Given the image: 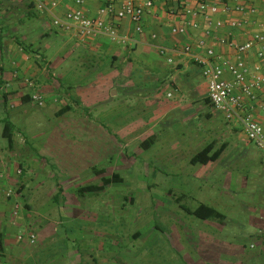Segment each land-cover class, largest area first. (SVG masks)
<instances>
[{
    "label": "rangeland",
    "instance_id": "obj_1",
    "mask_svg": "<svg viewBox=\"0 0 264 264\" xmlns=\"http://www.w3.org/2000/svg\"><path fill=\"white\" fill-rule=\"evenodd\" d=\"M17 16L11 15L12 24ZM59 40L64 41L61 37ZM69 45L61 48L60 44L54 45L50 49L57 58L53 66L60 63L64 74H71ZM81 64L76 63L82 70L78 80L61 79L72 86L80 101L78 105L72 103L70 113L56 119L50 107L33 104L28 106L34 115L29 119L35 122L29 123L27 131L26 125L18 124L22 135L35 147L22 160L35 164L34 173L29 174L33 184H44L35 204L42 205L48 199L45 196L59 195L48 206L53 207V214L45 218H61V225L52 220L44 227L34 228L37 238L29 247L42 251L39 259L50 262L51 249L60 253L68 248L71 264H196V249L202 247L250 251L252 244L256 246L257 241L245 231L255 225H259L258 230L264 229V225L251 218L262 207L259 199L262 191L238 186L247 175L246 161L241 158L232 161L229 155L221 167H227L231 161L237 167L234 165L230 174L216 171L209 176H204L208 166L189 162L190 156L212 140L217 129L227 122L221 113L205 103V78L197 75L183 99L169 79L156 84L153 79L142 81L136 75L132 86L130 83L127 87L119 77L115 78V71L101 69L109 68L106 61ZM44 66L50 70L45 63ZM53 66L50 67L54 71ZM66 99L62 104L69 103ZM177 102L182 106L173 112L178 118L173 120L169 115L154 126L165 109L168 112ZM107 109L115 112L109 113L106 120L101 119ZM207 111L213 113L212 118H206ZM182 116L189 119L186 124L180 122ZM168 121L172 125L167 130L175 135L168 145L159 143L145 151L131 143L152 126L151 132L158 133ZM224 139L221 135L220 141ZM180 150L189 154L180 157L177 153ZM155 153L160 154L159 161ZM241 162L244 168L239 166ZM94 168L106 172L101 175ZM114 173L120 175L121 182L112 183L102 192L84 196L78 193L79 187L100 185ZM235 183L237 190L230 192ZM58 184L63 186L60 192L53 190ZM252 198L254 201H249ZM202 203L217 209L225 220H204L183 208L195 209ZM44 211V208L37 209L30 215L43 218ZM112 245L118 247L114 257H101L96 252L99 246ZM187 253L192 254L190 261L186 260Z\"/></svg>",
    "mask_w": 264,
    "mask_h": 264
},
{
    "label": "crops",
    "instance_id": "obj_2",
    "mask_svg": "<svg viewBox=\"0 0 264 264\" xmlns=\"http://www.w3.org/2000/svg\"><path fill=\"white\" fill-rule=\"evenodd\" d=\"M134 1L137 4H144L147 0ZM151 1L153 2V6L150 10L146 11L140 29L128 18L114 20L119 36L126 40L121 42L119 40L113 41L106 34L83 40L78 37L75 30L71 29V32L56 30L52 26L51 16L39 9L34 0H0V264H71V259L69 258L71 257V250L68 248H64L65 251L60 253H56V250L51 249L50 252L53 254V258L50 262H45L41 258L39 259L41 250L29 247V244H32L31 236L34 235L37 238V232L34 228L37 226L44 227V225L52 220L59 225L62 223L61 218H45V216L53 214V207L48 206L51 201L58 200V194L45 196L48 199L47 201L44 200L42 205L35 204L39 198L38 192L44 188V184H33L34 179L29 174L30 172L34 173L32 171L35 164L27 163L28 159L25 162L22 160L23 156H29L30 151L35 148L31 144L32 142L22 135L18 127L19 123H23L24 126L26 125L25 129L27 131L29 123L35 122V120L32 122L29 119L34 115L28 107L35 104L32 101L34 94L43 95L46 102L45 105L53 110V117L61 119L72 111V103L78 105L80 102L74 94L72 86L68 85V82H61V79L67 81L71 77V79L78 80L82 74L81 69L83 65L81 63L84 64V62L85 64L92 62L94 65L103 60L108 62L109 68L101 69L105 72L115 71V78L119 77L123 85L127 87L130 83L132 86V80H135L137 76L142 81L153 79L156 81V84L166 82L169 79L174 89L182 94L181 98L183 99L187 95L188 87L193 86V79L197 75L203 76L201 68L196 65L193 59V54L180 52L185 45L190 44L194 47V52L202 53L196 47V44L199 38L204 35L206 28L203 18L199 17L201 20L199 28L189 29L184 35L172 32L173 27L183 23L185 19L184 8L196 7L197 0ZM240 1L247 7H255V14L248 12L245 16H242L234 10L229 13H222L220 11L213 16V20L221 22L222 25L221 27L213 28L209 38V46L215 49L216 53L222 57V60L230 63L236 61L237 53L232 48L221 45V39L243 44L253 39L255 34L264 33V26H262L264 20V0ZM106 2L107 0H83V4L78 5L75 0H60L59 6L54 9V13L62 17L69 10L81 9L89 17L97 18L100 16L99 10ZM215 3H218L221 9L223 5L230 6L231 8L236 6L234 0H219ZM120 5L121 2L119 1L117 7H120ZM14 14L18 16L12 24L10 22L11 15ZM239 19H244L246 22L243 28L235 29L228 25L229 21ZM50 33L51 35L55 34L57 37L52 39ZM59 37L64 41L60 42ZM59 44L60 48L64 45L70 46L69 44H71V74L67 72L64 74L61 71L62 68L59 66L60 63L57 67L53 66V62L57 58L54 57L50 49L54 45ZM25 46L30 47L25 48ZM163 48L166 49V52H162ZM258 48L259 46L257 45L254 50L246 53L244 59L250 71H254L259 67L264 74V58L260 59L257 57ZM176 50L180 51L173 52ZM170 58L173 60L171 63H169ZM44 63L46 66H49V71L45 69ZM76 63L81 64V69ZM50 66H53L55 70H51ZM225 77L231 79L230 73H225ZM62 90L66 92L65 95L59 93ZM205 91L204 100L206 103V99H208L207 83ZM63 96L65 99L67 98L66 100L69 103L62 104ZM25 97L31 98V101L28 103L23 102V98ZM261 102H264V96L259 94V99L254 102L252 114L264 130V111L259 108ZM67 104L71 106V110L62 116H58V112ZM206 104L212 107L211 104ZM181 108L182 106L177 102L172 105V108L168 112V109H165V113H163L158 122L154 123V126L169 118V115H172L171 118L173 120L177 119L178 116L173 112ZM109 111L108 109L105 110L101 115V119L106 120L109 117L108 115H110L109 113L115 112ZM166 113H168V116H166ZM205 116L210 119L213 117V113L207 111ZM8 121L13 127V146L8 144L4 136L5 123ZM183 121L186 124L189 119L187 117L184 119L182 116L180 122ZM171 125L172 123L168 121L159 128L158 133L151 132L152 126L145 131L147 133H142L139 137L134 138L131 143H134L139 150L140 147L142 148L141 144L146 139L154 136L156 138L154 144L148 149H142L145 151L150 150L159 143L168 145L172 137L175 139V135L167 130L168 126L171 127ZM221 128L217 129V135L205 145L213 141H216L218 145L224 142H227L229 145L217 161L203 165L208 166V170L204 176H209L216 171L228 172L230 174L232 168L236 165L232 161L237 158L245 160L246 167L249 169L247 168V175L244 174L243 184H238V186L247 187L250 191L257 189L262 191L259 196L261 200L260 206L262 207H259L251 214V218H254L253 220L257 224L263 226L264 155L247 139L240 122H226L225 126ZM221 135L226 138L222 142L220 141ZM201 149H198V151ZM177 153L180 157L189 154L188 152L185 153L184 150H180ZM196 153L194 152L190 157L192 158ZM155 154L159 161L161 158L160 154ZM229 155H232V161L228 162L227 167H221V164ZM185 158H188V156H185ZM241 163L239 166L244 168V163ZM95 171L97 172L96 169ZM105 172L104 170V173L100 174L103 175ZM243 173L241 169L240 174ZM111 176L107 178H111ZM53 190L60 192L63 190V186L58 184ZM231 190H237L236 183L229 189L230 192ZM252 200L254 201L253 198L249 201ZM36 208H44L45 211L41 212V215L44 216L43 218H32L30 214L36 213ZM258 226H252L245 231L246 235L252 240L257 241L256 246L253 244L250 246V251H247V248L227 250L202 247L196 249V264H264V229L258 230ZM202 238L204 237L202 236ZM47 239L48 236H46L45 240ZM117 250L118 247L114 245L109 247L101 246V248L99 246L96 252L101 254V257L107 255L114 257L117 255ZM44 254L46 255V253ZM189 255L192 254L187 253L186 260L190 261ZM93 260L96 262V258H93Z\"/></svg>",
    "mask_w": 264,
    "mask_h": 264
},
{
    "label": "built area",
    "instance_id": "obj_3",
    "mask_svg": "<svg viewBox=\"0 0 264 264\" xmlns=\"http://www.w3.org/2000/svg\"><path fill=\"white\" fill-rule=\"evenodd\" d=\"M39 9L49 14L52 18V26L56 30H65L71 32L75 30L81 39H92L99 35L106 34L113 41H126L119 36L114 20H123L128 18L139 29L143 23L146 11L153 6L151 0L144 4H137L134 0H107L106 4L99 10L100 16L97 18L89 17L81 9L67 11L62 17L54 13V9L59 6L60 0H34ZM121 2L120 7L117 3ZM180 1V0H175ZM219 0H197L196 7L184 8V21L181 25L173 27L172 32L176 34H186L189 29H197L201 26L202 17L206 28L204 35L197 41L196 47L202 53L194 52V47L190 44L180 51L184 54H193V59L197 66L202 70V75L208 85V99L213 109L221 113L227 122L238 121L242 124L247 139L264 155V130L252 114L254 102L259 99V94L264 96V74L257 67L254 71L248 68L244 56L246 53L255 49L258 45L257 57L264 58V33L255 34L253 39L239 44L227 39H221L220 44L232 48L237 53V59L234 63L222 60L214 48L209 46V38L212 29L221 27V22H215L213 16L222 13H229L234 10L245 16L246 13L255 14V7H247L240 0L236 2L235 7L223 5L222 9L218 3ZM221 1V0H220ZM223 1V0H222ZM78 5L83 4V0H75ZM245 20H231L229 26L235 29H241L245 26ZM264 26V20L262 22ZM162 52H166L163 48ZM173 62L170 58L169 63ZM229 72L231 79L225 77ZM248 100V102H246ZM32 101L40 107L45 106V98L41 94H34ZM259 108L264 111V102L259 104ZM22 239V237H20ZM35 236H31V242L34 243Z\"/></svg>",
    "mask_w": 264,
    "mask_h": 264
},
{
    "label": "trees",
    "instance_id": "obj_4",
    "mask_svg": "<svg viewBox=\"0 0 264 264\" xmlns=\"http://www.w3.org/2000/svg\"><path fill=\"white\" fill-rule=\"evenodd\" d=\"M30 46H25V48H28ZM31 98H23V102H30ZM206 103L210 104L209 99H206ZM71 110V106L70 105H66L64 108H62L59 112H58V116H62L65 113H67L68 111ZM13 127L12 124L8 121L5 123V127H4V136L8 141V144L10 146H13L14 144V140H13ZM155 137L151 136L148 139H146L142 144V148L144 149H148L149 147H151L154 142H155ZM228 143L224 142L220 145L217 144L216 141L210 142L207 145H205L201 150H199L191 159H190V163L192 165H207L211 162H215L217 161L221 155L224 153V151L227 149L228 147ZM97 173H104V170H97ZM122 178L120 177L119 174H113L111 176V178H104L102 184L100 185H96V184H91V185H85V186H81L78 188V193L80 195H85L87 193H98L102 190L105 189L106 186L110 185L111 183H117V182H121ZM180 201V199H178ZM183 208L185 209L186 212H188L191 215H194L198 218L204 219V220H209V219H218L220 221H223L225 219V216L219 212L217 209H215L214 207L207 205V204H200L198 207H196L195 209H190V208H186L183 206ZM139 234H137L136 237H138Z\"/></svg>",
    "mask_w": 264,
    "mask_h": 264
}]
</instances>
